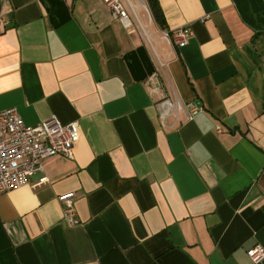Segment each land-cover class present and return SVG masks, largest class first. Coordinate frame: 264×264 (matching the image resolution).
Instances as JSON below:
<instances>
[{
  "label": "crops",
  "instance_id": "1",
  "mask_svg": "<svg viewBox=\"0 0 264 264\" xmlns=\"http://www.w3.org/2000/svg\"><path fill=\"white\" fill-rule=\"evenodd\" d=\"M157 2L185 47L153 51L101 0H0V112L80 124L73 159L0 194V264H254L264 248V0ZM156 58L205 107L194 120L161 124Z\"/></svg>",
  "mask_w": 264,
  "mask_h": 264
},
{
  "label": "built area",
  "instance_id": "2",
  "mask_svg": "<svg viewBox=\"0 0 264 264\" xmlns=\"http://www.w3.org/2000/svg\"><path fill=\"white\" fill-rule=\"evenodd\" d=\"M106 12L112 20L121 22L127 30L137 31L153 49V43L145 35L140 8L145 10L151 24V12L146 0H101ZM170 48H183L193 37L190 28L182 27L173 30L161 29L153 20ZM9 22L0 11V30L6 29ZM155 72L149 78L150 93L160 97L159 113L161 124L173 117L174 124L190 122L205 110L203 104L183 102L166 83L163 75L164 63L159 62ZM264 62V55L262 57ZM80 124L75 121L63 125L56 116L36 126H27L16 108L0 112V194L16 190L29 184L32 178L44 173V162L50 158L61 156L74 158L75 148L80 139ZM218 132L223 130L218 128ZM74 193L59 196L63 205V218L68 227L79 226L80 220L74 205ZM248 256L254 264L264 261V248L260 245L253 247Z\"/></svg>",
  "mask_w": 264,
  "mask_h": 264
},
{
  "label": "rangeland",
  "instance_id": "3",
  "mask_svg": "<svg viewBox=\"0 0 264 264\" xmlns=\"http://www.w3.org/2000/svg\"><path fill=\"white\" fill-rule=\"evenodd\" d=\"M140 13H141V15L144 16L142 18L146 20V23H143V26L145 27L143 29V31H144L145 35L148 37V39L151 41V44L152 43L155 44L156 41L159 39L160 41H164L167 44V46L170 47L169 44L165 40L162 39L161 33L158 31V28L156 27L154 22H152V17H151V24H149V17L145 13V10L140 8ZM153 47H155L154 49L157 50L158 44H156Z\"/></svg>",
  "mask_w": 264,
  "mask_h": 264
},
{
  "label": "trees",
  "instance_id": "4",
  "mask_svg": "<svg viewBox=\"0 0 264 264\" xmlns=\"http://www.w3.org/2000/svg\"><path fill=\"white\" fill-rule=\"evenodd\" d=\"M151 15L153 17V20L155 21V23L161 28V29H167L164 26V22H163V15L161 13V10L159 8L158 2L157 0H146Z\"/></svg>",
  "mask_w": 264,
  "mask_h": 264
}]
</instances>
